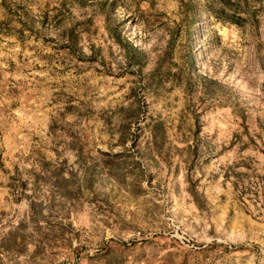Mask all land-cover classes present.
<instances>
[{"label": "rangeland", "instance_id": "374dc122", "mask_svg": "<svg viewBox=\"0 0 264 264\" xmlns=\"http://www.w3.org/2000/svg\"><path fill=\"white\" fill-rule=\"evenodd\" d=\"M218 9L0 0V264H264V0Z\"/></svg>", "mask_w": 264, "mask_h": 264}, {"label": "trees", "instance_id": "16d2710c", "mask_svg": "<svg viewBox=\"0 0 264 264\" xmlns=\"http://www.w3.org/2000/svg\"><path fill=\"white\" fill-rule=\"evenodd\" d=\"M207 2H212L219 7V13L214 11L215 13H213V15L221 22L235 26H241L244 22L246 23L248 21L254 22L253 20L250 21V19L243 18L240 15L248 12L249 0H207ZM184 6H188L189 8V3H186ZM228 12H230V14L227 15ZM247 14L249 15L250 13Z\"/></svg>", "mask_w": 264, "mask_h": 264}]
</instances>
